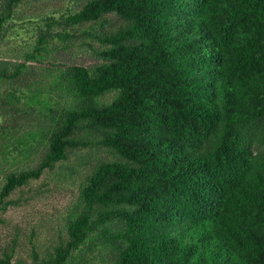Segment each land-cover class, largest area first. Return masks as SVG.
<instances>
[{"label":"trees","instance_id":"obj_1","mask_svg":"<svg viewBox=\"0 0 264 264\" xmlns=\"http://www.w3.org/2000/svg\"><path fill=\"white\" fill-rule=\"evenodd\" d=\"M44 1L0 0V41ZM69 1L0 63V224L47 173L79 184L17 264H264V0ZM77 43L94 64L48 60ZM34 62L46 86L21 83Z\"/></svg>","mask_w":264,"mask_h":264},{"label":"rangeland","instance_id":"obj_2","mask_svg":"<svg viewBox=\"0 0 264 264\" xmlns=\"http://www.w3.org/2000/svg\"><path fill=\"white\" fill-rule=\"evenodd\" d=\"M74 5L75 1L47 0L23 7L20 14L25 17L26 24L24 21L21 24L18 20L13 32L0 41V63L17 59L32 48L36 35L35 26L38 24L30 23V18L41 19L48 11H60ZM48 60L92 65L97 59L89 47L77 43L71 47L62 44L57 46ZM28 72L21 81L23 85L38 83L46 86L51 80V72L45 65L31 63ZM10 87L9 83L1 86L3 92ZM2 182L3 176L0 174V185ZM78 190V182H71L69 178L55 173H47L40 180L32 181L12 194V199L19 203L10 206L3 214L5 223L0 224V241L3 244L9 243L19 233L15 264L22 259L30 260L33 244L46 248L59 240L60 236L66 235L64 219L68 208L76 200Z\"/></svg>","mask_w":264,"mask_h":264}]
</instances>
